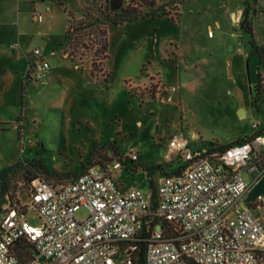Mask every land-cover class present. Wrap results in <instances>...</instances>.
Listing matches in <instances>:
<instances>
[{
  "label": "rangeland",
  "instance_id": "1",
  "mask_svg": "<svg viewBox=\"0 0 264 264\" xmlns=\"http://www.w3.org/2000/svg\"><path fill=\"white\" fill-rule=\"evenodd\" d=\"M155 1L176 21L159 16L106 23L108 57L95 77L90 54L77 65L60 45L68 12L74 19L82 15L81 0H22L19 14L11 0H0V40L16 45V70L25 74L34 48L49 64L41 79L25 76L23 93L16 78L0 73V169L13 165L0 179L8 183L0 213L6 197L26 201L35 176L67 180L115 160L120 184L147 191L150 181L183 164L165 158L172 134L225 144L253 132L254 122L264 126V105L251 107L248 91L264 70V55L260 61L244 31L249 26L264 51V0ZM154 164L162 169L147 173L144 166ZM257 213L264 223V209ZM26 219L38 223L33 212Z\"/></svg>",
  "mask_w": 264,
  "mask_h": 264
},
{
  "label": "built area",
  "instance_id": "2",
  "mask_svg": "<svg viewBox=\"0 0 264 264\" xmlns=\"http://www.w3.org/2000/svg\"><path fill=\"white\" fill-rule=\"evenodd\" d=\"M26 58L25 74L43 78L49 64L41 50ZM249 86L255 106L264 105V70ZM260 126L254 122L247 138L224 146L172 134L165 158L183 164L147 191L113 177L119 161L91 166L71 180L34 178L26 201L6 197L1 206L0 264H264L257 213L264 202L245 200L264 175ZM129 156L137 160L134 151ZM79 210L84 214L77 216ZM30 212L38 223L26 219Z\"/></svg>",
  "mask_w": 264,
  "mask_h": 264
},
{
  "label": "trees",
  "instance_id": "3",
  "mask_svg": "<svg viewBox=\"0 0 264 264\" xmlns=\"http://www.w3.org/2000/svg\"><path fill=\"white\" fill-rule=\"evenodd\" d=\"M81 12L82 15L78 19H74L73 12H68L67 25L63 34V39L60 42L61 47L64 52L67 53V57L74 61L77 65L81 63L82 59L88 54L91 55L90 60V73L92 76L97 77L99 72H102V62L108 57V42H107V29L105 27L106 23H110L113 26L132 22L141 18H155L159 16H168L171 22H175L176 19L172 17L169 9L165 7L164 4H157L155 0H81ZM186 0H175L176 4H181ZM244 17L247 16V6L243 10ZM243 21L239 22L241 26ZM245 32L250 34L249 43L252 50L258 54L260 61L262 59L263 50L256 44L253 30L247 26L244 29ZM262 50V51H261ZM259 61V62H260ZM26 74L22 77V93L24 90L23 79ZM249 98L250 106L254 107V99L252 97V92L249 86ZM247 138V136L245 135ZM243 137L236 139L234 142H239L243 140ZM211 143V142H209ZM229 143V142H228ZM228 143L223 144L226 145ZM119 161V160H115ZM21 160L16 162L20 163ZM120 162V161H119ZM112 162L106 166L101 165V167H107L111 165ZM121 164V163H120ZM13 165L4 166L0 169V179L3 173L11 169ZM147 173H154L155 171L161 170L162 167L159 164L144 166ZM86 170V169H85ZM84 170V171H85ZM153 170V171H152ZM83 172V171H81ZM80 172V173H81ZM78 173V174H80ZM77 174V175H78ZM77 175L67 179L71 180ZM35 176L30 179L33 180ZM42 178V177H40ZM44 179V178H42ZM49 181L47 179H44ZM65 181V180H57ZM49 181V182H57ZM149 182V187L153 189V185ZM8 183L4 180L0 182V194H4L7 190ZM253 204V202H249ZM254 205V204H253Z\"/></svg>",
  "mask_w": 264,
  "mask_h": 264
},
{
  "label": "crops",
  "instance_id": "4",
  "mask_svg": "<svg viewBox=\"0 0 264 264\" xmlns=\"http://www.w3.org/2000/svg\"><path fill=\"white\" fill-rule=\"evenodd\" d=\"M20 2H22V0H11V4H12L11 8L14 11H16L18 14L21 13ZM1 21H0V25L2 23ZM17 46H19V45L17 44ZM14 47H16V45H12L11 42H8L5 44L4 42H1V40H0V73H2V74L4 72L7 73L8 80L13 79V81H14L16 78L17 88L19 89L18 93H21L23 74H20V72H18V70H16V67L14 66V60H13V56H12V54H14V51H13ZM24 53H26V52L24 51ZM5 63L7 64L6 66L4 65ZM21 73H24V72H21ZM0 80H1V76H0ZM249 85L250 84L248 83V88H249ZM2 88H4V85H3L2 80H1L0 81V89H2ZM3 104H4V101L2 99H0V107ZM237 110L239 112L242 111L241 115L245 116L246 110L244 107L239 106L237 108Z\"/></svg>",
  "mask_w": 264,
  "mask_h": 264
},
{
  "label": "water",
  "instance_id": "5",
  "mask_svg": "<svg viewBox=\"0 0 264 264\" xmlns=\"http://www.w3.org/2000/svg\"><path fill=\"white\" fill-rule=\"evenodd\" d=\"M242 114V111H240ZM261 197L264 202V175L260 177L247 191L246 193V202H251L256 198Z\"/></svg>",
  "mask_w": 264,
  "mask_h": 264
}]
</instances>
